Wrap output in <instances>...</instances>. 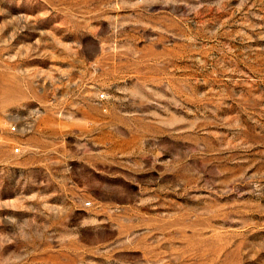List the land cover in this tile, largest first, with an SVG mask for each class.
<instances>
[{"label":"rangeland","instance_id":"rangeland-1","mask_svg":"<svg viewBox=\"0 0 264 264\" xmlns=\"http://www.w3.org/2000/svg\"><path fill=\"white\" fill-rule=\"evenodd\" d=\"M0 264H264V0H0Z\"/></svg>","mask_w":264,"mask_h":264},{"label":"built area","instance_id":"built-area-1","mask_svg":"<svg viewBox=\"0 0 264 264\" xmlns=\"http://www.w3.org/2000/svg\"><path fill=\"white\" fill-rule=\"evenodd\" d=\"M100 97H101V98H104V97H105V94L102 93V94L100 95ZM11 129H12L13 131H16V130H17V125H16V124H13V125L11 126ZM14 152H15V153H19V152H21V147H20V146L15 147V148H14Z\"/></svg>","mask_w":264,"mask_h":264}]
</instances>
